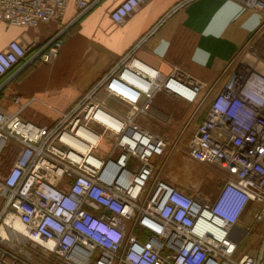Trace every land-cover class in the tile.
I'll list each match as a JSON object with an SVG mask.
<instances>
[{"label": "built area", "instance_id": "1", "mask_svg": "<svg viewBox=\"0 0 264 264\" xmlns=\"http://www.w3.org/2000/svg\"><path fill=\"white\" fill-rule=\"evenodd\" d=\"M98 1L0 0V22L37 28L62 19L70 4L82 15ZM144 1L123 0L111 20L122 22ZM244 1L264 17V0ZM61 45L54 35L34 58L52 63ZM34 47L12 41L0 51V79ZM137 48L49 125L0 113V154L10 144L18 148L0 174V264H35L10 248L22 243L8 225L11 219L47 264H264V238L259 254L236 257L238 245L230 236L250 202L263 207L256 221L264 216V72L250 67H264V56L248 50L244 61L229 66L187 144L189 161L229 176L209 200L159 177L168 138L135 120L148 114L155 94L194 103L202 85L177 69L162 75L136 57ZM108 102L126 109H109Z\"/></svg>", "mask_w": 264, "mask_h": 264}, {"label": "crops", "instance_id": "2", "mask_svg": "<svg viewBox=\"0 0 264 264\" xmlns=\"http://www.w3.org/2000/svg\"><path fill=\"white\" fill-rule=\"evenodd\" d=\"M122 1L99 0L80 15L77 26L63 37L58 57L49 64L34 56L45 48L58 27L50 23L24 28L0 22V51L12 41L23 47L35 46L0 79V113H16L23 120L49 125L115 62L138 46L135 55L143 63L164 76L177 69L202 87L194 103L164 92L155 94L150 111L137 116L136 123L156 136L169 139L184 122H190L194 134L212 98L221 91L229 66L244 61L243 53L248 50L264 56V25L259 30L264 17L250 10L244 0H193L181 7L178 5L183 0H145L122 22L115 23L110 13ZM76 13L70 4L65 18ZM250 67L264 72V67L256 62ZM13 97H18L19 103H14ZM107 106L120 112L126 109L115 102ZM172 160L182 170L177 164L182 161L181 156L175 152ZM212 167L217 168L214 174L221 187L229 176L225 170ZM185 174L192 177L189 169ZM196 182L199 188L200 182ZM171 184L188 191L184 184ZM262 209L260 203L250 202L240 220L245 214L255 218ZM92 213L99 212L92 210ZM261 248L247 254H259Z\"/></svg>", "mask_w": 264, "mask_h": 264}, {"label": "rangeland", "instance_id": "3", "mask_svg": "<svg viewBox=\"0 0 264 264\" xmlns=\"http://www.w3.org/2000/svg\"><path fill=\"white\" fill-rule=\"evenodd\" d=\"M79 17L80 14L76 13L74 17H70L67 19L64 16L59 21L51 23L56 28L58 27V31L55 33V35H58L62 40L64 36H67V34H69L73 30V28L77 26V19ZM109 103L110 102H108V104ZM184 126L185 128H183ZM191 131L192 128H190V122H184L177 134L168 139L169 145L167 147L168 149L165 155V164L161 168L159 177L170 183H181L186 185L188 188V191L186 192H188L192 196L200 194L201 196H205L207 199L212 200L222 183L217 182L214 174L215 167H210L209 165L200 166V164L197 165L196 163L189 164V160L187 157V144L193 135V131ZM17 152V146L15 144H10L0 154V174H3L5 171H7L13 164ZM175 152L182 158V161H177V164L182 168V170L177 169L174 164H172V159L175 155ZM187 169L190 170V173L192 175L191 178L189 177V175L185 174V171H187ZM197 180L200 182L199 188L196 186ZM1 204L2 201L0 200V206ZM243 220H245V223ZM19 236L22 237V243L12 242L9 244L10 248L15 252L21 251L19 253L21 257H27L35 264H47L48 260L42 254L41 250L39 248H34L33 250L30 249L31 246L30 243L27 242V239H25V237L21 234ZM230 236L233 240L236 241L238 245L236 257H239L242 254L254 253L256 250H258L257 248H259L263 243L264 216H262L261 221H256L255 218L251 217V215L247 216V214H245L242 220H240L235 226L232 227ZM30 250L32 251V254Z\"/></svg>", "mask_w": 264, "mask_h": 264}, {"label": "bare ground", "instance_id": "4", "mask_svg": "<svg viewBox=\"0 0 264 264\" xmlns=\"http://www.w3.org/2000/svg\"><path fill=\"white\" fill-rule=\"evenodd\" d=\"M134 66L138 67V69L144 68V66L139 65L137 63H135ZM8 225L11 227L13 232L20 233V234H22V236H24L23 228H22V226L20 225V223L16 219H11L8 222ZM0 236H2V237L4 236V232H2V230H0Z\"/></svg>", "mask_w": 264, "mask_h": 264}]
</instances>
